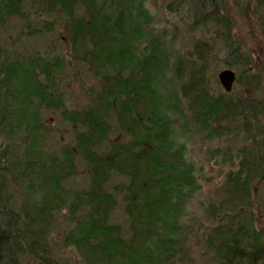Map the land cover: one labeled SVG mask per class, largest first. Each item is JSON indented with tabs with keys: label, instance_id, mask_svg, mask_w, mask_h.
I'll list each match as a JSON object with an SVG mask.
<instances>
[{
	"label": "trees",
	"instance_id": "16d2710c",
	"mask_svg": "<svg viewBox=\"0 0 264 264\" xmlns=\"http://www.w3.org/2000/svg\"><path fill=\"white\" fill-rule=\"evenodd\" d=\"M44 1L49 11H63L70 21L74 51L102 76L103 90L92 106L64 112L67 120L86 128L79 138V151L91 170V185L78 193L64 186L76 168V156L71 151L55 156L45 154L41 146L34 149L33 138L45 134L41 109L64 105L62 98L53 103L49 92L51 81L58 76L54 65L60 62L53 61L51 66L39 55L9 61L0 48V133L9 135L5 151L0 150L1 177L8 174L37 199L24 210L23 217L9 209V199L0 209V264H19V253L25 250L44 264L49 248L46 233L53 213L63 208L74 220L65 242L77 248L86 264H167L183 244L177 229L185 198L198 188L194 170L185 163V147L174 141L167 108H174L184 98L191 120L203 130L219 133L222 121L240 117L246 126L264 105L207 92L204 61L209 49L201 41L194 45L193 63L187 65L181 59L175 64L180 78L188 70L186 81L179 87L180 97L172 92L167 97L161 94L159 88L170 68L169 53L162 36L152 31V14L145 0ZM22 2L2 0L0 21L3 16L19 15ZM191 3L197 18L198 10L203 13L202 20L194 22L197 28L215 23L227 31L224 40L229 60L242 70L240 61L249 59L231 39L230 21L215 14L219 0ZM199 62L201 67H197ZM40 74L47 77L48 84L41 82ZM111 113L131 140L115 142L108 152L100 153L111 131L107 120ZM212 123L216 127H211ZM10 157L15 159L12 163ZM114 173L128 178L116 189L125 191L129 238L124 237L119 224L110 222L118 203L116 195L107 190ZM260 179L264 180V142L242 154L239 169L229 175L223 188L224 197L210 209L219 216L209 240L217 264H262L264 236L254 226L251 214L254 188ZM1 186L6 188V179ZM83 210L84 215L79 216Z\"/></svg>",
	"mask_w": 264,
	"mask_h": 264
},
{
	"label": "rangeland",
	"instance_id": "374dc122",
	"mask_svg": "<svg viewBox=\"0 0 264 264\" xmlns=\"http://www.w3.org/2000/svg\"><path fill=\"white\" fill-rule=\"evenodd\" d=\"M145 1L152 14V31L162 36L169 53L170 68L162 82L163 86L159 88L161 94L167 97L172 92L179 96V87L186 81L188 70L180 78L175 64L181 59L187 65L189 61L193 63L194 45L201 41L209 49L204 61L207 92L227 99L237 101L241 98L259 106L264 105V0H219V11L215 12L220 19L230 21L233 35L231 39L240 44L249 59V62L245 59L240 61L244 67L242 70L229 60V51L224 40L227 31L224 28L215 23L198 28L194 24L195 21L202 20L203 13L198 10L197 18V11L191 0ZM70 37V21L63 11H49L44 0H23L19 15L3 16L0 21V48L3 49L6 60L14 61L39 55L43 62L51 66L53 61L60 62L54 65L58 76L56 81L55 78L51 81L53 90L49 88V92L53 103L62 98L64 105L55 106L56 103L51 108L41 109V124L46 132L43 130L44 135L39 133L33 138L36 139L34 149L41 146L45 154L55 156H61L64 150L74 153L75 172L63 184L71 192L78 193L89 189L91 185V170L79 151V138L86 128L67 120L64 112L65 109H88L101 94L104 84L102 76L74 51ZM198 65L197 67H201L202 63L199 62ZM225 69L234 70L237 78H240V82L235 83L231 92H226L219 79L220 72ZM251 79L258 82L253 84L249 82ZM40 80L48 84L44 74H40ZM172 107L167 108L165 114L176 145L185 147V163L194 170L198 188L185 198L181 226L177 229L183 244L178 254L167 264H217L216 254L209 245V240L219 223V216H214L210 209L218 206L224 197L223 188L227 186L229 175L239 169L242 154L246 151L252 152L257 145L264 142V115L261 114L264 108L258 111L255 119L248 120L246 126L243 125L242 118L235 117L221 122V132L211 133L191 120L186 99L181 98ZM107 120L111 131L105 137L99 149L100 153L108 152L115 142L125 143L131 140L120 129L114 113ZM211 127H216V124L212 123ZM8 141L9 135L0 133L1 151H5L3 148ZM9 160L12 163L15 159L10 157ZM1 173L0 168V209L6 207L5 202L9 199V209L23 217L24 210L37 199L30 195L22 183L11 181L8 174L1 177ZM3 179H6V188L1 186ZM127 182L126 176L114 173L107 184V190L114 193L118 200L111 212L110 222L122 227L125 238L131 236L130 220L123 201L125 191L119 192L116 187H123ZM252 204L253 224L264 236L262 179L256 182ZM80 215H84V210L79 212ZM53 217L50 230L46 233V244L49 248L45 250L44 264H86L77 248L65 242L66 236L74 228V220H70L68 209L55 211ZM7 221L6 215L3 224L6 225ZM37 257L25 250L22 254L19 253V264H39L41 260ZM262 259L264 264V258Z\"/></svg>",
	"mask_w": 264,
	"mask_h": 264
},
{
	"label": "water",
	"instance_id": "95a60500",
	"mask_svg": "<svg viewBox=\"0 0 264 264\" xmlns=\"http://www.w3.org/2000/svg\"><path fill=\"white\" fill-rule=\"evenodd\" d=\"M219 79L226 92H231L237 80V74L234 70L225 69L220 72Z\"/></svg>",
	"mask_w": 264,
	"mask_h": 264
}]
</instances>
